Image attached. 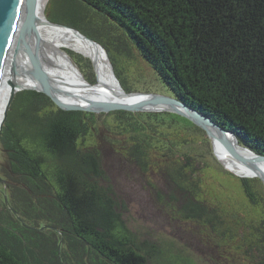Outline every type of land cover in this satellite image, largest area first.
<instances>
[{
	"label": "trees",
	"instance_id": "16d2710c",
	"mask_svg": "<svg viewBox=\"0 0 264 264\" xmlns=\"http://www.w3.org/2000/svg\"><path fill=\"white\" fill-rule=\"evenodd\" d=\"M51 2L57 4L49 10L48 20L77 29L99 43L89 10L102 14L103 21L114 24L135 45L173 97L264 156V0ZM65 51L90 72L93 77L85 73V78L95 84L91 61ZM113 114L122 120L135 115L127 111ZM141 115L157 121L161 117L207 136L177 114ZM94 116L62 110L46 94L34 90L16 95L0 136V148L7 158V168L0 175L11 183L9 204L6 193L0 200V264H51L48 249L55 248L58 255L75 245L80 256L68 264H182L172 245L141 240L127 226L107 184L100 155L80 145L93 129L89 121ZM131 128L142 134L149 130L136 122ZM134 141L131 155L140 165H149L152 156L145 137ZM175 155H168L167 160ZM183 156L193 159L189 154ZM180 159L179 167L170 172L179 185L187 167ZM241 182L261 216L246 221L244 235L231 242H240L237 254L241 261L264 264V185L257 195L250 180ZM180 209L188 220L219 228L214 223L222 217L219 211L196 196L187 195Z\"/></svg>",
	"mask_w": 264,
	"mask_h": 264
},
{
	"label": "rangeland",
	"instance_id": "374dc122",
	"mask_svg": "<svg viewBox=\"0 0 264 264\" xmlns=\"http://www.w3.org/2000/svg\"><path fill=\"white\" fill-rule=\"evenodd\" d=\"M51 1L45 10L46 18L49 10L55 9L58 2ZM89 11V21L96 28L100 44L110 62L112 60V67L122 87L132 92L173 97L129 38L114 24L103 21L102 14L91 8ZM65 58L84 77L85 73L93 77L67 54ZM95 78L97 81L96 74ZM114 112L93 113L95 116L89 121L93 129L80 141V145L100 155L107 184L119 202L129 229L141 240L172 245L174 254L178 255L182 264H250L238 258L237 246L240 242L231 241L236 240L233 239L236 236L244 235L242 225L246 221L261 216V209L252 206L247 198L241 180H250L257 195L263 191V182L259 178L242 177L228 170L215 156L209 137L187 130L183 124L164 122L161 117L157 121L141 115L144 112H131L135 114L133 119L122 120ZM163 113L169 112L156 114ZM135 122L148 126L145 135L133 132L131 126ZM144 137L152 156L146 166L140 165L131 155L134 140L141 141ZM171 154L176 155L172 160H167ZM183 154L192 155L193 159H185ZM178 158H181V165L187 162L182 177L183 183L186 182L185 185L181 183L186 192L180 190L181 185L170 174L173 167H179ZM6 168L7 158L0 148V171ZM0 188L4 189L2 185ZM188 193L219 211L222 217L214 222L219 228L185 218L180 208ZM75 249L76 245L71 246L58 255L55 248L48 249V263L68 264L80 256Z\"/></svg>",
	"mask_w": 264,
	"mask_h": 264
},
{
	"label": "water",
	"instance_id": "95a60500",
	"mask_svg": "<svg viewBox=\"0 0 264 264\" xmlns=\"http://www.w3.org/2000/svg\"><path fill=\"white\" fill-rule=\"evenodd\" d=\"M37 1L0 0V90L4 84L9 85L11 90L4 110L2 124L0 125V136L16 95L25 90H34L46 94L58 108L65 111H82L95 114L114 111L144 113L169 112L182 116L203 129L209 137L213 152L219 161L220 158L217 152L218 149H221L222 137H226L230 145L238 152L237 155L232 156L234 160L253 173L251 178H259L264 184V171L259 167L260 164H264L263 155L256 154L246 148L239 142L233 132L225 130L210 117L175 97L154 93L125 91L123 87V89L121 88V83L116 77L113 67L114 80L119 89L112 87L106 88L98 85H96V89L100 90V92L108 93L112 97H116L117 100L115 102L108 104H82L67 101L60 87L61 85L64 86L67 84L55 80L47 70L44 51L45 41L41 33V20L38 18L36 10ZM47 22L52 26L72 30L93 44L104 48L99 42L82 34L77 29L54 23L48 19ZM92 66L95 72L93 63ZM28 75L33 79L34 84L21 86L19 84L20 79ZM87 84L90 85L89 83ZM135 96H142L144 99L149 98L150 101L134 100L133 97ZM0 184L7 189L11 183L0 176ZM5 202L9 204L7 194L5 195Z\"/></svg>",
	"mask_w": 264,
	"mask_h": 264
},
{
	"label": "bare ground",
	"instance_id": "6f19581e",
	"mask_svg": "<svg viewBox=\"0 0 264 264\" xmlns=\"http://www.w3.org/2000/svg\"><path fill=\"white\" fill-rule=\"evenodd\" d=\"M48 2L49 0L37 1V16L41 20V33L45 41L44 51L47 61V70L55 80L67 84L60 86L65 99L69 102L82 104H108L115 102L117 100L116 97H112L110 94L100 92V90L96 89V85L119 89L114 80L113 69L106 50L93 44L85 37L72 30L50 25L45 15ZM63 48L79 53L92 61L97 76L95 84L87 81L81 71H77L66 62L65 54H67L69 58H71V56L67 51L63 50ZM19 84L21 86L33 85L34 81L30 75H28L21 78ZM10 92V87L7 84H4L0 90V125L2 124L3 114ZM133 99L145 102L150 101L149 98L144 99L142 96H135ZM221 142V149H218L217 154L222 164L228 170L239 176L252 177L253 173L236 162L232 157L235 154L237 155L238 152L230 145L226 137H222ZM259 167L264 171V164H260Z\"/></svg>",
	"mask_w": 264,
	"mask_h": 264
},
{
	"label": "flooded vegetation",
	"instance_id": "af4514ba",
	"mask_svg": "<svg viewBox=\"0 0 264 264\" xmlns=\"http://www.w3.org/2000/svg\"><path fill=\"white\" fill-rule=\"evenodd\" d=\"M1 176V175H0ZM1 185V184H0ZM3 186V185H2ZM4 187V186H3ZM7 194V195H9L8 193H9V187L7 188V189H5V187H4V189L2 190L1 188H0V194Z\"/></svg>",
	"mask_w": 264,
	"mask_h": 264
}]
</instances>
